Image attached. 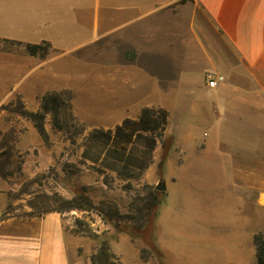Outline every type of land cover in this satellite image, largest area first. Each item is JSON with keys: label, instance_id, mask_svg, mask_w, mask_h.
<instances>
[{"label": "crops", "instance_id": "obj_1", "mask_svg": "<svg viewBox=\"0 0 264 264\" xmlns=\"http://www.w3.org/2000/svg\"><path fill=\"white\" fill-rule=\"evenodd\" d=\"M21 26L26 42L50 47L43 58L25 49L8 56L7 102L18 97L35 111L44 93L68 91L89 129L158 105L169 125L163 99L182 93L187 114L208 126L199 137L167 126L172 144L162 169L154 157L142 176L165 185L153 226L161 262L256 264L253 235L264 232V156L253 152L264 151V0H23ZM207 73L224 80L209 87ZM0 118L2 213L21 177L37 170L28 151L40 156L44 145L29 119L8 109ZM63 216L0 219V264H91L97 240ZM114 232L106 240L118 264H151L127 233Z\"/></svg>", "mask_w": 264, "mask_h": 264}, {"label": "trees", "instance_id": "obj_2", "mask_svg": "<svg viewBox=\"0 0 264 264\" xmlns=\"http://www.w3.org/2000/svg\"><path fill=\"white\" fill-rule=\"evenodd\" d=\"M24 49L34 56L43 58L47 55L50 45L46 41L40 43L21 42ZM1 109L14 111L21 116L29 119L36 128L42 141L47 144L48 131L45 127V119L49 115L51 127L60 131L66 136L70 144H75L79 153L76 164L102 175L103 182L107 183L114 178L124 181V187H130L132 179L138 180L142 177L145 170L152 163L153 151L157 144L162 147L161 157L158 161V169L161 171L163 163L171 148L172 138L166 136L168 126V112L160 106H144L141 108L136 118L125 117L120 123L113 127H93L86 134L85 124L80 121L73 112L68 91H48L44 93L40 100L39 108L35 111L28 110L24 104L16 97L1 105ZM82 136V137H81ZM81 142L78 143V138ZM6 151H0V157ZM67 165L62 169L67 171ZM159 183H164L159 180ZM157 182V183H158ZM147 193L142 204L136 209L138 215L132 216L129 213H119L114 203L104 200L99 206L92 201L87 186L74 192L70 197L63 196L57 192L51 194H35L26 200L25 205L29 210L17 218H26L41 215L48 211L60 213L70 212L71 210L92 211L96 210L99 214L115 221V227L119 228L118 219L130 218L136 229H141L143 220L147 218L163 199L165 188H158L155 185L144 184ZM19 193H25L22 186L19 192L8 193L11 199L17 198ZM8 201L0 219H3L9 210L15 209L14 205ZM135 222H139L136 224ZM73 231L87 235H94L88 223L81 218H74ZM131 232V230H129ZM255 245L256 264H264V237L257 232L253 235ZM140 258L148 262L149 256L145 248L139 249ZM91 264H118V258L110 250L108 241L101 239L97 242L95 251L90 256Z\"/></svg>", "mask_w": 264, "mask_h": 264}, {"label": "rangeland", "instance_id": "obj_3", "mask_svg": "<svg viewBox=\"0 0 264 264\" xmlns=\"http://www.w3.org/2000/svg\"><path fill=\"white\" fill-rule=\"evenodd\" d=\"M22 8L23 0H0V107L7 103L8 96L14 91L10 84L11 78L10 70H8V56L11 54L21 55V52L24 51V47L22 44L18 43V41L26 42L27 40L21 26ZM177 95L178 96L168 98L164 97L166 100L163 99L170 107L169 131L172 130L175 131V133H181L188 130L196 137L201 136L202 131L208 126L207 119L195 117V115L190 114V112L187 114L188 112L183 107L186 105V99L183 98L184 96H182V93ZM158 106L165 109L164 106ZM192 116L193 118H191ZM5 119H8L7 115L4 116V120ZM1 124L2 120L0 118V125ZM45 127L48 131V142L47 144L43 142V153L38 156L36 149L28 151L31 152L33 158V166L30 170H33L34 166L37 170L33 176L28 177L23 175L21 177L22 180L25 179L22 183V188L25 190V193L22 195L24 200L13 204L15 209L9 210L5 216L17 217L28 211L29 208L25 205L26 200L35 195L30 193H38V195H41L42 193L51 194L57 192L63 196L70 197L74 192L78 191L81 186H87L89 188L88 193L97 207L101 201L107 200L114 203L121 214L129 213L132 216L138 215L136 209L142 204L147 193V188L144 187V184H148L146 180L142 177L138 180L132 179L130 181V187L127 188L123 186L125 182L117 178L104 183L102 175L83 165L76 164L78 158L77 154L80 150L77 149L75 144H70L69 140L62 132L51 127L49 115L45 119ZM88 130L89 128L86 127L84 134H86ZM81 137L78 138V143L81 142ZM4 139L5 138L0 137V143H3ZM253 152L262 157L264 156V151ZM161 153L162 147L160 144H157L153 151V158L155 157L158 161L161 157ZM64 165H67L65 166L67 167V171L62 169ZM259 202H264V195H261ZM155 211L156 208H154L153 212L143 220L144 225L141 229H136L131 222L132 220L126 217L117 220L119 228H116V220H111L103 216L102 213L99 214L96 210L90 212L71 210L70 212H64L63 217L66 225L73 224L75 217L84 219L88 223L89 229L96 234V236H89L96 239L97 242L101 239L114 238L117 233H108L110 229L127 233L139 248L143 247L149 253V261L146 263L162 264L160 252L153 243ZM91 222L97 225V232L93 231ZM135 223L138 224L139 222ZM129 230H131V232H129ZM262 234L264 236V232Z\"/></svg>", "mask_w": 264, "mask_h": 264}, {"label": "built area", "instance_id": "obj_4", "mask_svg": "<svg viewBox=\"0 0 264 264\" xmlns=\"http://www.w3.org/2000/svg\"><path fill=\"white\" fill-rule=\"evenodd\" d=\"M224 80L223 75L218 74V73H207L205 75V81L207 86L209 87H216L220 82H222ZM74 212V211H72ZM91 226H93V231H98V227L95 223L91 222Z\"/></svg>", "mask_w": 264, "mask_h": 264}, {"label": "water", "instance_id": "obj_5", "mask_svg": "<svg viewBox=\"0 0 264 264\" xmlns=\"http://www.w3.org/2000/svg\"><path fill=\"white\" fill-rule=\"evenodd\" d=\"M156 186L158 187V188H165V185H164V183H157L156 184Z\"/></svg>", "mask_w": 264, "mask_h": 264}]
</instances>
